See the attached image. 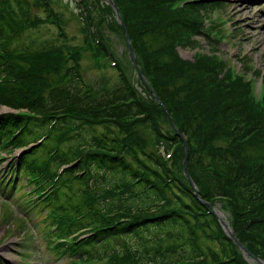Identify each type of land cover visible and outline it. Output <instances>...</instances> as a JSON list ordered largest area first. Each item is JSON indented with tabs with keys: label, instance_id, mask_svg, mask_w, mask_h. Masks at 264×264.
I'll return each instance as SVG.
<instances>
[{
	"label": "trees",
	"instance_id": "16d2710c",
	"mask_svg": "<svg viewBox=\"0 0 264 264\" xmlns=\"http://www.w3.org/2000/svg\"><path fill=\"white\" fill-rule=\"evenodd\" d=\"M164 1L116 0L143 72L181 131L189 138L197 136L201 150L191 148L187 158L197 194L183 175L163 165L162 154L140 143L148 138L141 127H159L123 83L109 87L100 81L91 86L79 66L72 64L59 76L53 63L45 62L39 76L58 83L51 82L48 92V87L33 88L24 95L25 73L34 70V59H27L71 46L50 0H0V93L4 90L7 104L27 110L0 116V142L13 150L46 135L11 168L39 186L41 205L49 206L47 224L67 216L59 223V236L76 229L88 232L65 247L86 264L104 257L106 264H247L203 200L229 196L234 221L246 223L264 244V130L260 124L245 128L247 115L240 100L209 101L206 97H216L219 81L214 63L206 55L196 61L183 59L176 48L183 36L202 33L191 17L198 6L224 2H190L167 15ZM38 8L51 13L47 17L57 27L55 36L44 37L47 17L37 13ZM80 14L87 46L107 57L99 23L94 26L88 15ZM206 103L212 113L209 123L198 108ZM255 134L259 137L253 139ZM156 137V144L167 149L180 140L158 132ZM155 204L161 208L147 209ZM31 205L34 202L24 206L29 213Z\"/></svg>",
	"mask_w": 264,
	"mask_h": 264
},
{
	"label": "rangeland",
	"instance_id": "374dc122",
	"mask_svg": "<svg viewBox=\"0 0 264 264\" xmlns=\"http://www.w3.org/2000/svg\"><path fill=\"white\" fill-rule=\"evenodd\" d=\"M180 1H164L165 13L174 15V10L185 9L182 4L187 3L184 1L180 3ZM51 2L64 29L71 36V43L80 49L77 61L85 80L91 86L99 84L100 81L105 82L109 87L121 86V72H123L134 87L135 94H140L141 104L145 110L152 114L151 117L156 120L161 133L172 135L175 132V125H177L174 122L175 115L172 116L167 109L162 107L140 75L138 53L134 47L131 50L126 31L118 20L114 7L105 0H85L86 5L92 8V15L97 19L116 58L115 64L110 58L96 53L87 46L80 14V0H51ZM223 2L222 6L213 9L198 6L197 11L191 17L197 19L206 33H189V37L183 36L182 42L178 43L177 48L180 56L189 61H196L202 55H206L207 59L214 63L213 68L220 70L221 81L214 86L216 97L207 96L209 101L226 98L240 100V104L245 110L244 113L247 115V127L260 124L264 130V0H223ZM36 12L43 17L47 15L42 8L36 9ZM45 27V31L48 32H44V37L55 36L57 31L55 24L49 23ZM195 44L196 46H194ZM71 62L65 57L54 58L50 62L53 63L50 66L55 71L62 73L61 66H69ZM42 64H40V68ZM226 68L227 71H225ZM230 69L236 73L235 76ZM43 71L44 68L42 74ZM38 72L39 70H31L25 73L27 84L25 96L29 95L33 88L38 91L48 87L51 82L52 86L58 83L56 80L39 76ZM49 90L50 87L46 89V92ZM198 108L205 111L206 123H209L212 114L209 104L206 103L203 108L198 104ZM8 109L10 107L0 103V113ZM141 128L145 130L148 137L147 140H144L145 145L152 151L163 155L165 148L155 142L157 140L156 131L153 128ZM184 136L187 141L180 139L175 144V148L166 155L171 168L179 175H183L192 185L185 170L186 153L191 148L201 150V147L198 145L197 136L192 138ZM255 137L259 136L255 134L253 139ZM247 144L248 142L245 146H248ZM0 156H6L8 160L12 158L4 151L0 152ZM7 165V160L0 163L2 175ZM9 180L5 179L3 188L0 186V264H76L75 262L71 263L70 258L58 256L55 251L50 249V241L53 240H49V238L52 239V234L48 232L49 226L44 220L46 209L42 211L37 208L32 213L25 212L26 208L22 201L26 202L25 194L28 195L31 189L25 178L22 180L24 183H18L11 188ZM193 183L198 186L194 178ZM24 185L26 187L21 188ZM212 202L233 230L240 234L239 240L242 245H237L239 257L247 264H264V256L260 253L261 251L264 253L262 236L246 229V223L241 226L234 223V205L232 206L231 202L219 198L213 199Z\"/></svg>",
	"mask_w": 264,
	"mask_h": 264
},
{
	"label": "water",
	"instance_id": "95a60500",
	"mask_svg": "<svg viewBox=\"0 0 264 264\" xmlns=\"http://www.w3.org/2000/svg\"><path fill=\"white\" fill-rule=\"evenodd\" d=\"M108 1H109L112 5H114V7L116 8V11H117V14H118V17H119L121 23H122L123 25H125L123 19L121 18L119 7L115 4V1H114V0H108ZM128 39H129V42H130V38H129V37H128ZM130 47H131V50H132V46H131V45H130ZM190 179H191V177H190ZM191 181H192V183H193V180H192V179H191ZM231 234L234 236V234H233L232 232H231Z\"/></svg>",
	"mask_w": 264,
	"mask_h": 264
},
{
	"label": "bare ground",
	"instance_id": "6f19581e",
	"mask_svg": "<svg viewBox=\"0 0 264 264\" xmlns=\"http://www.w3.org/2000/svg\"><path fill=\"white\" fill-rule=\"evenodd\" d=\"M189 151V150H188Z\"/></svg>",
	"mask_w": 264,
	"mask_h": 264
}]
</instances>
